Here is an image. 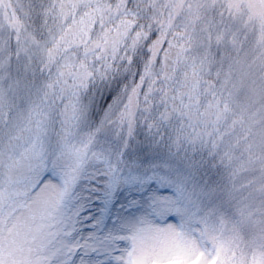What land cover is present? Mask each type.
Here are the masks:
<instances>
[{
    "label": "snow or ice",
    "instance_id": "1",
    "mask_svg": "<svg viewBox=\"0 0 264 264\" xmlns=\"http://www.w3.org/2000/svg\"><path fill=\"white\" fill-rule=\"evenodd\" d=\"M0 264H264V0H0Z\"/></svg>",
    "mask_w": 264,
    "mask_h": 264
}]
</instances>
